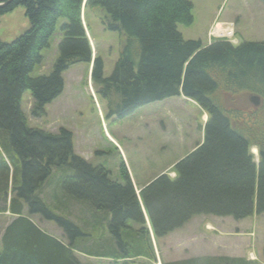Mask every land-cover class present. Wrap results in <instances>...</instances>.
Returning <instances> with one entry per match:
<instances>
[{
	"label": "trees",
	"instance_id": "16d2710c",
	"mask_svg": "<svg viewBox=\"0 0 264 264\" xmlns=\"http://www.w3.org/2000/svg\"><path fill=\"white\" fill-rule=\"evenodd\" d=\"M19 5L29 29L0 42V213L16 216L0 239V264H82L80 255L155 262L150 232L162 238L196 216L242 220L264 212V42L215 40L203 47L184 40L177 25L193 22L188 0H11L0 15ZM88 7L100 8L108 29L126 39L108 78L83 27ZM61 18L66 23L51 73L31 77ZM75 64L91 65L99 96L119 101L110 113L118 118L180 95L202 109L208 117L202 143L173 166V178L159 175L137 194L123 160L119 180L112 181L104 166L74 153L68 130L52 134L28 126L23 92L31 94L32 115L41 117L62 93V73ZM254 96L257 106L250 102ZM54 168L70 174L61 178L60 197L46 200L40 193ZM33 216L55 223L64 240L42 232ZM180 264L257 263L202 258Z\"/></svg>",
	"mask_w": 264,
	"mask_h": 264
},
{
	"label": "rangeland",
	"instance_id": "374dc122",
	"mask_svg": "<svg viewBox=\"0 0 264 264\" xmlns=\"http://www.w3.org/2000/svg\"><path fill=\"white\" fill-rule=\"evenodd\" d=\"M188 1L193 7V22L189 26L177 25L184 40L199 41L203 47L215 40L229 41L233 45L264 42L262 0ZM82 12L93 58L101 59L103 77L108 78L126 39L108 29L100 8L88 7ZM64 23L65 19L58 20L49 46L41 51L42 59L33 68L31 77L51 73L59 56L60 27ZM29 26L21 5L1 14L0 42L11 43ZM90 74L91 65L87 64H75L64 71L62 93L44 107L41 117L32 115L31 94L28 90L23 92L20 109L28 126L52 134L59 129L68 130L72 133L74 153L93 166H104L112 181L119 180L118 170L123 160L137 194L159 175L173 178V166L202 143L207 115L195 102L180 95L146 104L118 118L110 113L118 110L119 101L115 97L111 101L100 97ZM250 153L257 164V149L251 147ZM64 173L70 174L69 169H53L49 185L40 193L41 198L60 197L57 188ZM4 214L0 215V238L13 218L7 211ZM50 223L62 234L55 223ZM150 237L158 264H180L202 258L245 259L264 264V212L242 220L196 216L166 237L155 238L151 232ZM135 262L150 264L147 260ZM93 264L112 263L94 261Z\"/></svg>",
	"mask_w": 264,
	"mask_h": 264
},
{
	"label": "crops",
	"instance_id": "0c3cea01",
	"mask_svg": "<svg viewBox=\"0 0 264 264\" xmlns=\"http://www.w3.org/2000/svg\"><path fill=\"white\" fill-rule=\"evenodd\" d=\"M8 198H10V195L8 196ZM9 214H10V217H13L12 218V220L9 222V224L16 218V216L14 217V215H12L9 211H7ZM0 215H5L4 213H1ZM34 217H36V218H34ZM31 221L33 222V223H35L37 226H38V228L42 231V232H44V233H46V234H48L49 236H51L52 238H55V239H57V240H64L63 238H62V234L57 230V231H55L56 230V228H54V226L50 223V222H47V221H43V220H41L40 219V217H38V216H33L32 218H31ZM8 224V225H9ZM7 225V226H8ZM149 225V224H148ZM6 226V227H7ZM5 227V228H6ZM5 228H4V230H5ZM55 229V230H54ZM4 230H3V232H4ZM55 231V233L53 232V231ZM2 237V236H1ZM166 237V236H165ZM1 239V238H0ZM66 241V240H65ZM64 241V242H65ZM0 248H1V244H0ZM155 253V252H154ZM84 258V260H83V258ZM155 258H156V261L155 262H150V264H158V263H160V262H157L158 260H157V256L155 255ZM79 260L81 261V263L82 264H93L94 263V261H96V262H106V263H108V261L110 262L111 261V263L112 264H122L123 263V260H120V261H118V262H114L112 259H110V258H96V257H91V256H87V255H80L79 256ZM142 261V262H144L145 261V259H137V260H132V261ZM245 262H250V261H248V260H245V259H243ZM126 261H128V260H126ZM148 261V260H147ZM129 262V261H128ZM136 263V262H135ZM165 264H169V263H165ZM170 264H173V262H171ZM175 264H177V263H175Z\"/></svg>",
	"mask_w": 264,
	"mask_h": 264
},
{
	"label": "water",
	"instance_id": "95a60500",
	"mask_svg": "<svg viewBox=\"0 0 264 264\" xmlns=\"http://www.w3.org/2000/svg\"><path fill=\"white\" fill-rule=\"evenodd\" d=\"M11 3V0H8L5 4H1L0 5V7H3V6H7V5H9ZM250 102L253 104V105H255V106H257L258 104H259V99L257 98V97H251L250 98Z\"/></svg>",
	"mask_w": 264,
	"mask_h": 264
}]
</instances>
